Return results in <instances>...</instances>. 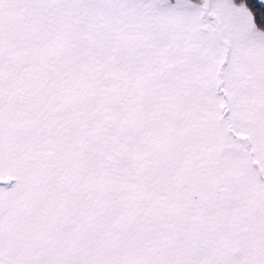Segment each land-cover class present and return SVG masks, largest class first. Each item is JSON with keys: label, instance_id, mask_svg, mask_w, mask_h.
<instances>
[{"label": "snow or ice", "instance_id": "snow-or-ice-1", "mask_svg": "<svg viewBox=\"0 0 264 264\" xmlns=\"http://www.w3.org/2000/svg\"><path fill=\"white\" fill-rule=\"evenodd\" d=\"M0 264H264V0H0Z\"/></svg>", "mask_w": 264, "mask_h": 264}]
</instances>
